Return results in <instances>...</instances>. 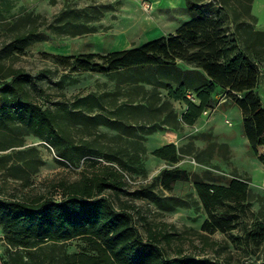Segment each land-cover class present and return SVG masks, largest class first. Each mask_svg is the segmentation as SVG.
I'll return each instance as SVG.
<instances>
[{"label":"rangeland","instance_id":"obj_1","mask_svg":"<svg viewBox=\"0 0 264 264\" xmlns=\"http://www.w3.org/2000/svg\"><path fill=\"white\" fill-rule=\"evenodd\" d=\"M223 1L199 0L198 5L205 15L218 13L227 34L253 56L258 68L253 91L264 108V34H256L264 31V0H252L248 15L236 0ZM189 5L188 0H0L4 70L20 67L30 74L31 96L54 110L60 135L38 133L26 118L0 119V196L58 199L60 181L77 179L90 169L88 162H112L135 181L124 185L119 196L135 206L133 224L140 236L147 239L150 226L170 235L159 244L166 258L264 264V164L248 144L232 92L216 86L213 107L187 125L181 121L186 104L174 99L169 89L181 88L197 102L195 90L209 79L193 64L179 61L168 68L100 72L64 67L48 56L140 46L174 33L191 18ZM31 28L39 37L20 45L16 37ZM167 141L178 147L176 163L151 154ZM70 145L76 157L73 165L62 154ZM175 167L184 171V178L165 190L160 173ZM234 177L248 182L245 211L225 204L215 214H232L231 228L201 229L207 216L193 181L227 184ZM106 193L116 205V196L111 190ZM29 250L15 248L0 226V264L11 260V252L27 264H62L63 253L94 254L80 238L44 242Z\"/></svg>","mask_w":264,"mask_h":264},{"label":"trees","instance_id":"obj_2","mask_svg":"<svg viewBox=\"0 0 264 264\" xmlns=\"http://www.w3.org/2000/svg\"><path fill=\"white\" fill-rule=\"evenodd\" d=\"M198 1L188 0V11L193 14L174 33L149 40L140 46L106 53L48 56L64 67L100 72L168 68L176 66L179 61L193 64L204 72L209 81L195 90L197 102L186 97L181 88L169 89L174 99L183 100L186 104L181 121L187 125L194 124L203 110L213 107L215 87L227 88L233 93L231 95L241 111L248 144L264 164V152H257L258 146H264V108L253 91L258 68L253 56L227 34L218 13L215 17L205 15ZM251 1L236 0L243 5L246 15L249 14ZM256 34H264V31H256ZM35 37H39V34L35 28H31L19 34L16 41L23 45ZM1 58L0 53V119L26 118L38 133H48L58 138L60 135L55 128L57 115L49 106L33 100L29 89L30 74L20 67L4 70L6 68ZM237 93L241 96L234 95ZM62 154L70 165L75 163L73 145L66 147ZM151 154L168 163L179 160L178 147L174 143L156 147ZM86 166L90 169L82 171L77 179L58 183L61 187L58 199L45 195L30 200L0 196V226L15 248L21 247L30 254L29 249L44 242L55 244L80 238L89 244L94 254L63 253L62 264H210L206 258L198 261L185 256L166 258L159 244L163 239L168 240L170 235L150 226L147 239L140 236L133 224L132 210H135V206L130 200L119 196L127 183L114 164L91 161ZM184 174L177 167L164 168L159 176L160 184L165 190H171L175 181L184 178ZM192 184L207 216L201 229L224 232L231 228L232 214H215L225 204L245 211L249 196L246 180L234 177L227 184L202 180H194ZM108 190L116 196L118 205H115L111 193H106ZM17 255L9 253L11 260L4 261V264H27L22 256Z\"/></svg>","mask_w":264,"mask_h":264},{"label":"built area","instance_id":"obj_3","mask_svg":"<svg viewBox=\"0 0 264 264\" xmlns=\"http://www.w3.org/2000/svg\"><path fill=\"white\" fill-rule=\"evenodd\" d=\"M203 112H205V110H203ZM118 170L119 172L122 174L123 176V180L127 183V184H134V180H132L130 174H128L126 171L122 170L120 167H118L117 165H114Z\"/></svg>","mask_w":264,"mask_h":264},{"label":"crops","instance_id":"obj_4","mask_svg":"<svg viewBox=\"0 0 264 264\" xmlns=\"http://www.w3.org/2000/svg\"><path fill=\"white\" fill-rule=\"evenodd\" d=\"M170 136H174V135H170ZM174 143V141H167V142H161L160 144L161 145H164V144H166V143ZM260 149H258L259 150V152L260 153H263L264 152V146H258Z\"/></svg>","mask_w":264,"mask_h":264}]
</instances>
